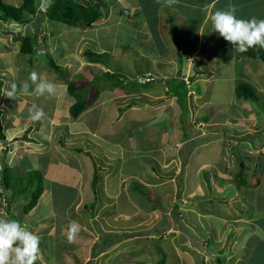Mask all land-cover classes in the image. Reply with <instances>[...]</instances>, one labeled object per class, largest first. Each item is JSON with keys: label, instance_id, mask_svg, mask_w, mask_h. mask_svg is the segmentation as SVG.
Listing matches in <instances>:
<instances>
[{"label": "crops", "instance_id": "1", "mask_svg": "<svg viewBox=\"0 0 264 264\" xmlns=\"http://www.w3.org/2000/svg\"><path fill=\"white\" fill-rule=\"evenodd\" d=\"M37 1L38 5L45 3L44 0ZM77 1L82 5L97 2L103 12L102 18L94 24L81 26L94 27L95 33L106 29L100 40L89 32L92 38L85 53L106 54L109 62L121 59L135 66L136 63H144L136 77L130 80L135 82L146 75L154 77L156 80L147 86L163 82L162 79H189L191 86H187V97L188 93L193 92L195 100L189 109L192 131L190 135L183 132L185 115L179 116L183 107L172 88V85L176 88L172 80L163 96L173 98L174 104L167 99L168 106L160 101L162 107L158 103L156 108L154 104L135 101L124 102L120 106L117 104L122 96L135 90L151 89V86L137 90L135 88L141 84H130L125 88H109L100 84L104 90L77 119L70 114L76 102L68 91V84L73 79H69L65 89L57 91L55 96L37 97L32 94L31 88L27 93L20 94L24 79L20 60L24 62L30 54H21L22 29L10 32L0 26V62L4 63L0 64V81L3 82L0 102V189L7 193L4 196L11 206L19 195L15 194L14 198L12 191L16 189L4 188L5 169H9L10 174L12 171L22 175L37 173L43 178V193L33 210L28 214L23 212V215L8 211L9 217L12 215L21 220L22 225L25 220V225L33 227L31 230L40 237V258L36 263L243 264L247 261L250 264H264V252L259 250L260 241L264 240V143H260L261 140L264 142V136L249 134L252 127L258 125L257 112L252 102L237 97L228 102L224 116H220L218 105L211 106L204 102L214 87V70L209 71L206 64L213 59L216 62L238 61L235 49L229 58L212 49L215 45L234 46L215 31L211 16L217 10H226L229 5H235L239 18L251 19L253 15L249 16L248 11L253 10L255 18L264 19V5H258L264 0H177L172 7H167L164 0ZM14 3L19 7L22 0ZM258 6L261 7L259 12L256 11ZM43 18L39 30L35 26L31 32L42 43L41 52L38 51L47 67L40 64L35 55L32 62L40 65L42 78L54 83L52 80L56 71L48 65L50 59L59 62L60 67V64L68 63L63 50L60 47L55 49L61 43L56 36L54 21ZM31 23L33 26L37 22ZM173 26L176 33H173ZM79 27L74 29L78 31ZM31 32L26 31L24 35ZM100 48L105 50L101 52ZM52 56L55 58L52 59ZM18 63L20 70L15 68ZM95 65L105 67L87 59L86 66ZM238 72V78L237 75L229 78L233 82L234 94L236 79H255L257 83L255 72L249 65ZM119 74L130 78L126 74ZM74 77L79 81H73L79 89H91L87 99L90 103L98 86L90 88L87 84L80 87V80L85 76ZM12 83L18 86L14 99L7 96ZM121 92L124 94L121 95ZM65 94H69L74 101L66 102ZM33 105L43 109V120L35 121L27 116L25 110ZM110 119L111 127L105 123ZM117 121L133 124L123 132L122 138L118 137L120 130L117 136L113 134V124ZM135 122L144 126L149 124L143 139L147 143L142 148L132 146L137 141L134 138L138 130ZM157 125L162 126L159 129ZM152 131L159 133L151 137ZM232 133H239L238 138L243 137V142L252 144L246 153L260 160L255 162L253 159L254 167L248 179L246 176L241 178L242 182L245 179L247 183H242L240 179L236 180L238 184L232 183L234 174L236 177L241 171L250 170L237 171L239 159L235 157V152L230 155L234 151L230 148L231 140L237 142L234 140L237 136L234 137ZM99 138L108 144V150L93 149L91 142ZM119 158L120 164L121 160L124 163L137 161L138 165L146 167L138 175L122 172L114 164ZM145 160L149 164H145ZM205 168H208L211 177L217 173L219 184L214 185L212 178L209 180L207 176L203 181L198 180ZM130 181L141 183L148 192L147 198L157 195L158 207L147 211L142 205L121 204L118 190L124 195V191L128 190L126 184ZM231 184L236 186L233 191ZM54 194L58 201H69V206L79 213L69 218L65 216L63 225L54 224L64 214L56 208L52 197ZM249 205L252 206L248 213ZM88 208L94 209L90 216ZM256 213L258 218L254 216ZM246 214L252 217L247 219ZM72 222L80 225V232L70 242L67 229ZM226 224L234 230L235 241L230 240L231 228ZM188 229L194 232L191 237ZM239 233H242V237ZM210 238L214 243L213 253L209 251L208 257H205V251L197 249L193 239L206 243ZM147 241L163 243L144 246ZM130 243L134 245L129 246ZM135 243L141 246L136 247ZM127 254L128 257H123Z\"/></svg>", "mask_w": 264, "mask_h": 264}, {"label": "rangeland", "instance_id": "2", "mask_svg": "<svg viewBox=\"0 0 264 264\" xmlns=\"http://www.w3.org/2000/svg\"><path fill=\"white\" fill-rule=\"evenodd\" d=\"M3 1L9 6L18 7V6H15L16 4L14 2H19L21 0H3ZM22 2H23V0H22ZM258 5H264V1H262ZM260 10H261V7L258 6L256 11L259 12ZM248 15L249 16L253 15V17H254L253 10H249L248 11ZM41 17L42 16L38 15V17L35 18L34 23L37 22L38 24L37 23L34 24L33 25L34 27L32 26L33 23H30V24L26 25L25 27H23L22 25H19V24L15 25L16 22L13 23L12 21H9L8 23H1L0 26L2 27V29L6 30V31H10V32L14 31V30H19V29L20 30L22 29V32L23 31L24 32H26V31L31 32L32 29L35 28V26L37 27V30H39L38 28L41 27V23H40ZM45 18H46V16H44L43 19H45ZM11 25L12 26L14 25V28ZM54 25H55L54 28H57L56 29L57 31H55L56 32V36L60 38L59 41L61 43V44L55 46V49H58V47H60L63 50L62 54H64L65 61L68 63L67 65L60 64L62 69L59 72H55V74L53 75V80L52 81H54V84L58 85L57 91H59V90L61 91V89L62 90L65 89L66 84H67L66 82L69 79L70 80L73 79V81H76V82L79 83L78 79H76L74 77L76 75H79V76H83L84 75L85 76V77H82V79L80 80L81 81L80 87L81 86L84 87L88 83H91L93 81V79H95L96 77H100L102 75V73H106L107 70L110 73L111 72L112 73H117L118 72V74L119 73L126 74V75H128L130 77L129 78V81H130V79H134L136 77V75H137V72L140 71L141 68H143L144 63L139 62V63H136V66H135L132 62H130L128 60H121V59L117 60L116 62L115 61H111L113 63L111 65V62L108 61V59H109L108 56L106 58V63L104 64L105 67H102V65L86 66L87 59H86V55L84 53H85V51L88 48V42L92 38V35H90L89 32H91L93 35L95 34L94 37L95 38L98 37L99 40H100L102 38L104 32L106 31V29L102 30V31H100L98 33H95L94 27L89 29V27L86 28V26H81V27L78 28V31H77L74 28H71L69 26H64L63 24H59V23H56V22H54ZM199 26H200V23H199ZM42 28H45V27H42ZM207 30H208V28H207ZM75 31L79 32V34H77V32H75ZM42 32H43V29H42ZM33 37L37 38V36H33ZM38 46L41 47L42 44H40ZM41 49H42V47L40 49H38V50L41 52ZM212 49L220 51V54L224 55V57H226V58L232 57V54L237 52V51H235V52L232 51V50H234V47H232V46L219 47V46L215 45V46L212 47ZM103 50H105V48H100L99 51L102 52ZM39 51H35L33 55H35V58H37L38 61H40V64H44V65L46 64V67H47V63H45V60H43L41 58V55H39L41 53ZM33 55L32 54L29 55L30 57L27 60H25L24 62L22 60H20V62L22 63V67H23L22 70L24 69V71H22L23 78H24L22 80V85L24 83H27L28 84V88H31V90H33L34 85L32 84L31 80L29 79L30 73L35 71L39 75L41 74L40 65H38L37 63L34 65V63L32 62V60H34ZM114 56L115 55H112V57H114ZM243 57H244L243 53H239L238 52V56H237L238 61H236V59H233L232 61L228 60L229 62H226V61H217L216 62L213 59L211 62L206 64L207 66H209V71L214 70V75H212V77L214 79V87H213L212 92L210 93V95L207 97V99L204 102L206 104H208V105H211V106L218 105L219 108H220V110H219L220 111V116H224L226 111H227L228 102L234 100L237 97L236 93L234 94V92H232V88H233L232 84H233V82L229 78H234V77H236V75H237V78H238V74H239L238 71H242L243 68L245 67V65H249L253 69V71L255 72L257 83L254 82L255 79H251V80H242V79H240L241 81H239V79H236L237 81L235 83V87H236L237 82H238V85L239 84L250 85V87L255 92L256 97L254 96L255 98L254 97L250 98V102H252V104L251 103L250 104L252 105L253 108H255V110L257 112L258 125L257 126H253L252 129L250 130L249 134L251 133L252 135L253 134H258L259 136H264V62L259 60V59L251 60V59H247V58H245V57L243 58ZM51 58L53 59L55 57L52 56ZM55 63L57 65H59V62L55 61ZM76 63H78V64H76ZM0 64L4 65L3 61H1ZM63 65H64V67H63ZM106 66H109V67H106ZM18 67H19V63L17 65H15V68H17V70H20L21 66L19 67V69H18ZM139 67H141V68H139ZM68 75H69V77H68ZM93 75H95V77ZM127 79L125 78V80L124 81L122 80V82H121V80L118 78L117 82L121 83V84H119L120 86L118 85V87L120 88L121 85H123V87H128L130 85L129 83H131V82H128ZM153 79H154V77H153ZM155 80L156 79H154V81ZM162 80H163V82L159 81L157 79V81H159V83H157V84L153 83L151 85H148V86H151V89L149 88L148 90L138 91V92L135 90L134 92H131V94H126V96H122L121 99L117 100V104L120 106L124 102L135 101V102H139L140 104H143V103H147L149 105L150 104H154V106L156 104L158 105V103H159V106L162 107L160 105L161 103H164V106H166L167 103H169V102H166L167 99H170L171 103H173V98H169V96L164 98L163 94L166 93V89L168 90L170 88V83H169L170 80L179 81V79L169 78V80L168 79H162ZM180 80H182V79H180ZM176 81H175V84H174L175 86H176V83H177ZM185 81H186L187 86H191V82L189 81L188 78H186ZM254 83H256V84H254ZM100 84L101 85H108L104 81L103 78H102V81L99 82V83L94 82V86H98ZM177 84L178 85L176 86L175 93H176V90H179L178 92L180 94L184 93V88L185 87L188 90L187 86H183L182 85V88H181L180 87L181 84L179 82ZM148 86L147 85L146 86L138 85V87L136 86L137 88H135V89H137V90L138 89H145ZM201 86L202 85H200V87ZM235 87H234V89H235ZM93 88H95V87H93ZM172 88H173V85H172ZM64 92H65V90H64ZM94 93H95V89H94ZM103 94H105V93H103ZM123 94L124 93L121 92V95H123ZM193 95H194V93L190 92V93H188V97L184 96L185 103H183V105H182L184 112L181 111V109L179 111V116H184L185 115V118L184 119L181 118V119H183V128H184L183 132L186 135H190L191 131H192V127H191V124H190L191 119H190V110L189 109L191 107V105H190L191 102H192V105L195 103ZM64 97L66 98L65 99L66 102L71 103V102L74 101V99L69 94H65ZM189 97H190V99H189ZM1 98H2V96H1ZM191 98H192V100H191ZM160 101H162V102L160 103ZM239 101H241V100H239ZM0 102H1V99H0ZM60 103H62V102L60 101ZM156 107L157 106H155V108ZM30 109H32V106L30 107ZM30 109L27 108L25 110V113L29 117H30V114H29ZM114 117H115V113H114ZM41 120H43V119H41ZM105 123H107V125L111 127V123H112L111 119L105 121ZM134 125H136L138 127V130L134 134V138L137 141L134 142L133 145H132V140H130L131 145L132 146H136V148H139V147L142 148L143 145H145V143H147V141L144 142L143 139L145 137V132L148 131L146 126H148L149 124H145V126H144L143 123L135 122ZM131 126H133V124H129V123H124L123 124V122L122 123H118V121H117L116 124H113V134H114V136H117L118 133H119V130H120V135L118 137H121L123 135V132L126 131V129L130 128ZM157 126L160 129V126H162V125H157ZM157 133H159V132L152 131L151 137H155L157 135ZM232 135L234 137L237 136L234 139L237 142L233 143L234 141L232 139L231 140V144H230L231 145L230 148L231 149L233 148V150H234L230 155L232 156V154L235 152V157H238V159H239L237 161V166H238L237 171H239L240 169L243 170L245 168H250V170L245 169L244 172L241 171L242 173L236 175V177H235V174L233 175V182L232 183L233 184H238L237 181L239 179L241 181V178L243 176H246L247 179H248V176H249L250 172L252 171V168L254 167L253 159L255 160V162H260V160H256L255 158H253L252 155H249V154L246 153V150H249L250 147H252V144L243 142L244 141L243 137L240 138V136H239V138H238L239 133H236V134L232 133ZM240 139L242 140V142L240 141ZM250 141L252 142V138H250ZM91 143L93 145V149H95L97 151H99V150L106 151V150L109 149L108 148L109 147L108 144L106 142H104V140L102 138L95 139ZM173 143L175 144V142H173ZM121 163L122 164H120V158L117 159V163H114L115 167L120 168L122 172L128 171L130 174H135V175H138L139 173H142V170L146 167V165H143V164L141 166L138 165L137 161L130 162V163H124L121 160ZM145 164H149L147 162V160H145ZM224 165H226V164H224ZM208 172H209L208 168L203 169L202 174L203 173L204 174L206 173V174L205 175L201 174L199 176L200 179L198 178V180L199 181H203L205 176H207L209 180H211V178H212V181L214 182V185L215 184L216 185L219 184V182H218L219 181V179H218L219 177L218 176L216 177L217 173H215L216 175H213L211 177V174H208ZM7 173H9V171ZM11 176L14 177V178L23 177L22 174H14L13 171L11 172ZM15 181L18 183V187L16 188L15 191H12V193H13L12 196H14V198H16L15 194H17L19 196L15 200H13L14 202L16 201V203H14V202L11 203V206H9L7 204V202H6L5 196H6L7 193H4L5 196L2 195L0 197V214H6L7 215V216L0 215V218L14 219V220L19 221L18 219L13 218L12 215L10 216L12 218H10L8 216L9 215L8 213L11 212V214L12 213H14V214H22L24 205L30 201V195H29V193L20 194L18 189L22 188L23 186H25V183L22 182V180L20 181V180L15 179ZM226 184H229V183H226ZM233 184H231L232 185V191L234 190L233 188H236V186L233 185ZM126 188H128V190L124 191V195L121 193L120 190H118L119 191L118 194L120 195L121 204L125 203L127 205H134V206L135 205H140V206L142 205V206H144V209L147 210V211H151L154 207H156V208L158 207L157 201L159 199L156 198L157 195L153 194V198H150V197L147 198L146 195H148V192L144 190V186H142V184L139 183L138 181H136V182L135 181H132V182L130 181L129 184L128 183L126 184ZM94 189H96V188L94 187ZM55 191H56V188H54V193H55ZM97 193L98 194L100 193L99 190H97ZM207 193H209V190H207ZM52 197H53V200H54V204H56V208L61 213H64V214H62V217H59L55 221V223H54L55 226L57 224H59V223H60V225H63L65 216L67 218H69L70 216H74L75 214H79L74 209V207L69 206L70 205L69 201H66L64 199L58 201L56 199L55 194ZM251 198H253V196ZM15 204H16V206H15ZM64 205H67V207L65 208ZM250 206H252V205H249L248 208H247V212L248 213L251 212ZM92 210H94V209H92V208H88L87 209L89 216L93 214ZM96 210L98 211L97 208H96ZM94 215H97V214L95 213ZM242 216H245V215H242ZM254 216L258 218V214L257 213ZM250 217H252L251 214L247 215L245 218L248 219ZM19 222H21V220ZM25 223L26 222L24 220L23 225H25ZM252 224L253 223H250V225H252ZM226 225H227L228 228H231V225H229V224H226ZM26 226H27V224H26ZM28 229L30 231H32L31 229H33V227H29ZM263 230H264V227H263ZM187 233H188L189 237H191L194 232L191 229H188ZM34 234H36V233H34ZM240 235L242 237V233ZM229 237H230V240L234 239V241H235V238H234L235 237V233H234V230H232V228L230 230ZM193 240L195 241L194 242V246L196 248L198 247L197 249L200 248L201 250L205 251L203 253L205 257H208L209 251H211L213 253V250H212L213 247L212 246H213L214 243H213L212 238H210V240H207L206 243L204 241H202V240H201V242H199V240L197 241L196 239H193ZM193 240H191L189 243H191ZM262 241H264V240H262ZM262 241H260L261 242V246H260L261 249H259L260 252H262V251L264 252V244L262 243ZM162 243L163 242L157 241L156 244H154V242H148L147 241V242H144V246H146V245L147 246H154V245L158 246L159 244L161 245ZM131 245H134V244L130 243L129 246H131ZM135 245H136V243H135ZM138 246H141V245H136V247H138ZM262 247H263V249H262ZM203 254H201L200 257H202ZM123 257H128V254H127V256H123ZM205 264H210V263L205 262ZM211 264H214V263H211ZM243 264H250V262L247 263V261H244Z\"/></svg>", "mask_w": 264, "mask_h": 264}, {"label": "trees", "instance_id": "3", "mask_svg": "<svg viewBox=\"0 0 264 264\" xmlns=\"http://www.w3.org/2000/svg\"><path fill=\"white\" fill-rule=\"evenodd\" d=\"M37 0H23L22 4L19 7H12L7 5L3 0H0V21L2 22H9L14 21L20 25H27L33 21H35V18L40 16H46L50 20L69 26L73 28H77L81 25H91L97 22L102 18V10L101 6L97 2H90L86 5H82L77 0H51V4L47 5L41 10L39 8ZM41 17V19H42ZM173 33H176V28L173 26ZM36 38H33L32 36H28L25 39H23L22 46H21V54H34V48L33 44L35 42ZM87 59L91 63H98V64H105L106 63V54L101 53H95L92 51H88L85 53ZM244 57L251 60H261L264 62V48L255 47L249 49L246 53H243ZM49 66L55 70L56 72H59L62 68L57 65L53 60L50 59ZM104 79V81L108 84L105 86L111 87H117L119 84L117 82V79L119 78L122 82L126 76H122L118 73H110L109 71L106 73H102L100 77H96L93 79L91 83H88L90 88L94 87V82H100ZM128 82H131L132 84L138 85L135 82H132L131 80L127 79ZM176 80H172V83L175 84ZM179 82L183 86H187L185 80H179L176 81ZM127 83V82H126ZM129 83V84H131ZM176 83V86L178 85ZM120 86V85H119ZM175 86V87H176ZM123 87V85H121ZM125 88V87H124ZM2 89H3V82L0 81V99L2 96ZM176 88L173 87V90L175 91ZM250 87V85H244L239 84L236 86L235 93L238 99H243L246 101H250L251 97H256L255 92ZM103 87L98 85V90L95 91L93 97L90 100V103L88 102V95L91 93V89L89 88H81L79 89L75 82L71 81L68 84V91L71 96H73L76 99L75 104L70 109V114L73 119H77L83 112H85L90 104H93L99 97L101 91H103ZM179 90H176L177 98L183 105L185 103L184 96H187V89L184 88V93L180 94L178 92ZM254 97V98H255ZM1 116V111H0ZM2 130V125L0 121V133ZM257 136H259L257 134ZM260 143H264L261 142ZM9 171V173H7ZM23 177L14 178L10 174L9 169H5L4 171V178L5 183L3 184L4 188H17L18 183L15 181L22 180V182L25 183V186L22 188H19L18 191L20 194L29 193L30 195V201L26 203L23 207V212L25 214H28L31 210H33L37 203L39 198L41 197L43 193V178L41 175H38L37 173L32 174H25L22 175ZM242 182V180H241ZM242 183H247L245 179H243ZM3 193H0V197ZM4 197V196H3ZM37 264V263H36Z\"/></svg>", "mask_w": 264, "mask_h": 264}, {"label": "clouds", "instance_id": "4", "mask_svg": "<svg viewBox=\"0 0 264 264\" xmlns=\"http://www.w3.org/2000/svg\"><path fill=\"white\" fill-rule=\"evenodd\" d=\"M44 1L45 3L39 5L41 10L46 4H51V0ZM176 3L177 0H164V4L167 7H172ZM205 10H207V6H205ZM236 13L237 8L235 5H229L226 10L215 11L211 16L215 31L227 42H230L234 46L235 51L239 53H246L249 49L257 46L264 48V19H257L255 17L251 19L238 18ZM22 26L25 27L26 25ZM24 33L23 31V39L28 36H35L34 32H31L32 34L30 35H24ZM36 39L33 44L34 52L38 51L41 48L38 45L42 44L40 43L41 41H37ZM29 79L34 85L33 95L37 97H51L57 94L58 85L42 78L37 72L33 71L30 73ZM150 82L140 84L146 85ZM19 91L20 94L27 93L28 84L24 83ZM17 92V84L12 83L11 90L7 92V96L14 99ZM29 114L30 118L35 121H39L45 116L43 109L38 108L36 105L32 106ZM1 191L2 189H0V193L4 195L5 190ZM79 232L80 225L72 222L67 229L68 240L71 242L76 239ZM39 258L40 237L17 220L0 218V264H36Z\"/></svg>", "mask_w": 264, "mask_h": 264}, {"label": "built area", "instance_id": "5", "mask_svg": "<svg viewBox=\"0 0 264 264\" xmlns=\"http://www.w3.org/2000/svg\"><path fill=\"white\" fill-rule=\"evenodd\" d=\"M142 81L141 83H147L153 80V78H151L149 75H146L145 78H141Z\"/></svg>", "mask_w": 264, "mask_h": 264}, {"label": "bare ground", "instance_id": "6", "mask_svg": "<svg viewBox=\"0 0 264 264\" xmlns=\"http://www.w3.org/2000/svg\"><path fill=\"white\" fill-rule=\"evenodd\" d=\"M191 65H192V64H191ZM141 81H142V79L140 78V79H138L137 81H135V83L140 84Z\"/></svg>", "mask_w": 264, "mask_h": 264}]
</instances>
